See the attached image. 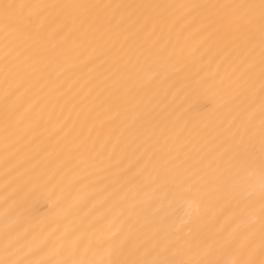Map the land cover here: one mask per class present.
I'll use <instances>...</instances> for the list:
<instances>
[{
  "label": "bare ground",
  "instance_id": "bare-ground-1",
  "mask_svg": "<svg viewBox=\"0 0 264 264\" xmlns=\"http://www.w3.org/2000/svg\"><path fill=\"white\" fill-rule=\"evenodd\" d=\"M259 3L0 0V262L264 264Z\"/></svg>",
  "mask_w": 264,
  "mask_h": 264
},
{
  "label": "snow or ice",
  "instance_id": "snow-or-ice-1",
  "mask_svg": "<svg viewBox=\"0 0 264 264\" xmlns=\"http://www.w3.org/2000/svg\"><path fill=\"white\" fill-rule=\"evenodd\" d=\"M26 7H30L29 5H14V4H5L3 5V17L6 26L10 25L11 23H22V20H20L18 17H14V14L11 10L19 8L24 9ZM238 7H246L249 9H253L256 7H259L260 9V15H259V24H260V31H261V44H262V53H261V63L264 65V0H260L259 5H240ZM255 18H248L247 23L252 24L254 23ZM261 75L264 76V68H262ZM261 160H262V168H264V124H262L261 129ZM240 158L239 156L234 157V159ZM250 158V157H249ZM0 264H10L8 261L0 262ZM64 264H67V262H64ZM80 264H84V262H80ZM103 264H129L126 260H120L118 258H109L108 260L104 261ZM133 264H136V262H133ZM154 264H159V262H154Z\"/></svg>",
  "mask_w": 264,
  "mask_h": 264
}]
</instances>
